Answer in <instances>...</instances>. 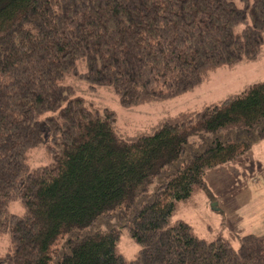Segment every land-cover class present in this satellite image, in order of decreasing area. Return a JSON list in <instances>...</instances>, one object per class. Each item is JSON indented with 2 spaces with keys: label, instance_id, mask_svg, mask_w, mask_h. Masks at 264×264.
I'll use <instances>...</instances> for the list:
<instances>
[{
  "label": "trees",
  "instance_id": "obj_1",
  "mask_svg": "<svg viewBox=\"0 0 264 264\" xmlns=\"http://www.w3.org/2000/svg\"><path fill=\"white\" fill-rule=\"evenodd\" d=\"M263 44L264 0H0V264H264V233L234 248L170 222L264 137V80L131 136L68 82L124 106L165 100ZM37 149L48 161L32 168ZM122 228L135 259L116 248Z\"/></svg>",
  "mask_w": 264,
  "mask_h": 264
},
{
  "label": "rangeland",
  "instance_id": "obj_2",
  "mask_svg": "<svg viewBox=\"0 0 264 264\" xmlns=\"http://www.w3.org/2000/svg\"><path fill=\"white\" fill-rule=\"evenodd\" d=\"M259 80H264V44L256 59L219 67L192 90L133 106L122 105L110 86H97L92 90L86 81L68 78L87 101L101 108L115 109L117 127L128 136L146 131L179 111L199 109L204 104L220 101ZM47 161L45 151L37 149L31 155L30 165L33 168ZM206 184V189L178 202L170 217L171 223L183 219L200 237L208 241L223 237L234 248L240 245L243 235L264 233V137L256 139L248 151L234 160L209 169ZM9 210L24 213L19 201H13ZM9 247L8 235L2 236L0 256H5ZM140 247L127 229L122 228L116 243L118 252L132 260L139 255Z\"/></svg>",
  "mask_w": 264,
  "mask_h": 264
}]
</instances>
